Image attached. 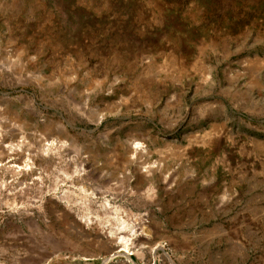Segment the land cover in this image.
Returning <instances> with one entry per match:
<instances>
[{
	"label": "rangeland",
	"instance_id": "obj_1",
	"mask_svg": "<svg viewBox=\"0 0 264 264\" xmlns=\"http://www.w3.org/2000/svg\"><path fill=\"white\" fill-rule=\"evenodd\" d=\"M23 141L0 264H264V0H0V144Z\"/></svg>",
	"mask_w": 264,
	"mask_h": 264
},
{
	"label": "bare ground",
	"instance_id": "obj_2",
	"mask_svg": "<svg viewBox=\"0 0 264 264\" xmlns=\"http://www.w3.org/2000/svg\"><path fill=\"white\" fill-rule=\"evenodd\" d=\"M143 145L142 143L140 142H134L131 146V151L132 153L134 154V156H136L139 152H143ZM42 153H45V155L47 156H53V154L55 156H57L56 154L58 153V147L57 145L55 144V142H52V143H48L46 144L43 148H42ZM22 156H27V159H26V164L21 167V166H7V165H3L2 162H4L6 159H11V158H14L16 159L17 157H22ZM38 155H36L37 157ZM38 158V157H37ZM40 158L44 160V155L41 154L40 155ZM35 162H37V159L35 160V158L32 156L31 157V153L30 151L27 149V146L26 144L23 142L17 144V145H14V144H9V145H6L4 146V144H0V172L2 170H7L9 173H15V174H18V175H25V174H31L35 171ZM80 169V168H79ZM84 171V170H83ZM75 174L77 173H80V170L76 169V171L74 172ZM78 176V175H77ZM84 177V176H82ZM71 179V177H69ZM77 178V177H75ZM74 178V179H75ZM79 179V178H78ZM80 181V180H79ZM83 181V180H82ZM74 182V181H73ZM84 184V183H83ZM75 185V184H74ZM73 185V186H74ZM81 185V184H80ZM81 190L83 192H85L86 194L88 193V190L86 189V187L82 186L81 187ZM95 192V191H94ZM25 194V193H24ZM89 195L87 198L89 200V202H91L93 199H95L94 197H96V193H90V194H87ZM24 196V195H23ZM22 198V196H21ZM64 199V198H63ZM104 202V201H103ZM106 205H104L103 207H107V206H111L110 204V201H106L105 202ZM102 207V208H103ZM104 208V209H105ZM118 215V214H117ZM85 218V217H84ZM121 218V217H120ZM91 220L89 219V222ZM87 222V221H86ZM120 222L121 223V227L118 229L117 233H111L112 235H122L124 232H126L130 226L129 224H127L126 221L124 220H121ZM117 223V222H116ZM129 231V230H128ZM113 232V231H112ZM134 233V232H133ZM127 234V233H126ZM111 235V236H112ZM134 236L136 235H132L131 237L133 238ZM116 237V236H115ZM132 238H128L126 237L125 235L124 236H120L119 237V240L121 241V247H122V250L123 251V254L125 255L126 259H128L127 261L130 260V256L133 255L131 253V249H130V245H132ZM120 244V242H119ZM132 248V247H131ZM114 250V249H113Z\"/></svg>",
	"mask_w": 264,
	"mask_h": 264
}]
</instances>
